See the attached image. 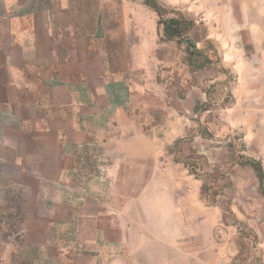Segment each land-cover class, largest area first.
I'll use <instances>...</instances> for the list:
<instances>
[{"label":"rangeland","instance_id":"1","mask_svg":"<svg viewBox=\"0 0 264 264\" xmlns=\"http://www.w3.org/2000/svg\"><path fill=\"white\" fill-rule=\"evenodd\" d=\"M143 1L0 0V18L35 14L39 24L71 23L79 38V56L84 55V33H88L94 47L92 63L79 58L82 63L71 64L72 71L77 67L78 72L72 80V87L78 90L74 100L70 98L72 94L33 82L36 72L29 61L30 66L23 67L28 69L32 91L10 93L12 107L0 103V264L87 263L69 217L97 208L92 204L83 207V203L101 188L104 209H117L123 203L117 201L116 195L120 192L133 197L150 175L151 163L140 162L141 167H122L114 173L120 181L113 182L114 176L107 177L111 175V162L101 156L100 142L89 140L96 129L107 130V119L119 107L143 136L157 142L155 164L158 169L169 168V172H163V179L177 183L186 180L187 175L194 177L164 155L165 147L177 139H190L179 145L175 157H191V152L200 156L202 179L197 180L207 186L202 201L218 207L222 214V209L230 210L228 223L223 220L219 227L236 230L240 254L234 264H262L256 253L264 251V188L244 157L261 161L246 152L239 130L225 131L205 122L198 102L199 97H204V89L199 83L209 73L189 64L185 44L160 41L158 36L152 51L158 61L156 72L151 73L149 68L129 69L128 48L139 37L148 39L157 21ZM2 7L9 11L3 13ZM199 27L196 37L202 38L204 29ZM54 38L56 49H61L55 33ZM7 45L4 25L0 33V83L6 78ZM18 55L15 51L14 68L21 65ZM49 63L52 59H48ZM185 95H189L187 99ZM22 99L30 101V105L16 106ZM70 100L76 107L41 105ZM191 107L198 111L187 113ZM77 116L82 122L79 125L73 123ZM78 126L90 134L77 142ZM141 146L144 147L142 141Z\"/></svg>","mask_w":264,"mask_h":264},{"label":"crops","instance_id":"2","mask_svg":"<svg viewBox=\"0 0 264 264\" xmlns=\"http://www.w3.org/2000/svg\"><path fill=\"white\" fill-rule=\"evenodd\" d=\"M160 1L180 8L200 24L204 29L203 41L214 49L215 60L203 70L209 75L199 83L204 89L201 92L204 97L198 98L199 105L202 107L204 101L208 102L200 109L205 122L225 131L239 130L246 152L261 161L264 171V0ZM8 11L9 8L2 7L3 13ZM64 11L70 15L69 9ZM36 16L11 14L0 18V33L5 25L8 44L6 78L0 83L3 107H12L10 93L13 91H32L28 69L23 67L30 66L29 61L33 62L36 72L33 82L72 94L73 100L78 90L72 87V80L78 72L77 67L72 71V62L78 64L79 58L85 59L86 64L93 62V41L88 33L81 38L84 55L79 56V38L71 23L58 26L55 21H44L39 24ZM54 33L63 51L60 47L56 49ZM157 38L155 23L148 39L139 37L128 48L131 71L149 68L151 73L156 72L158 61L152 51ZM15 51L21 65L14 68ZM48 59L52 63L48 64ZM29 102L22 99L16 106H28ZM48 104L41 105L76 107L71 100ZM186 112L196 113L193 107ZM73 123L82 122L78 118ZM106 124L107 130L96 129L89 140L100 142L101 156L111 162L108 169L111 175L107 177L114 176L113 182L120 181L114 173L124 166L141 167L140 162L151 163L150 175L133 197L122 196L120 192L116 195L117 201L123 203L117 209H104L101 190L104 188H101L83 203V207L92 204L97 208L69 217L76 242L86 252V264H234L240 254L236 230L224 231L219 227L223 214L218 207L202 201V182L189 175L177 183L163 179L169 168L158 169L155 164L157 142L143 136L122 107L117 108ZM75 133L77 142L90 134L79 126ZM256 257L264 264V251H257Z\"/></svg>","mask_w":264,"mask_h":264},{"label":"trees","instance_id":"3","mask_svg":"<svg viewBox=\"0 0 264 264\" xmlns=\"http://www.w3.org/2000/svg\"><path fill=\"white\" fill-rule=\"evenodd\" d=\"M143 4L155 13L157 17L156 28L160 41L168 42L176 40L178 44H185L187 56H189V64L194 69H205L215 60L213 57V47L204 42L203 37H196V32L201 25L197 24L195 20L187 16L183 11H177L176 8L178 7L167 5L160 0H144ZM168 13H174V15L168 16ZM201 108L204 109V106L202 105ZM195 111L197 112L198 109ZM187 141H190V139H177L172 146L165 147L164 155L171 157L170 159L173 164H181L182 168L189 174L193 175L195 179H202L201 174L199 173L202 167L201 163L198 161L200 156L196 155L195 152H191V157H186L184 159L175 157L176 149H178L180 144ZM244 161L253 167L259 185L264 188V171L261 163L245 157ZM206 192L207 186H203L202 195ZM225 208L229 207L225 206ZM222 211L224 214L223 220L228 223V215L231 212L229 209H222Z\"/></svg>","mask_w":264,"mask_h":264}]
</instances>
